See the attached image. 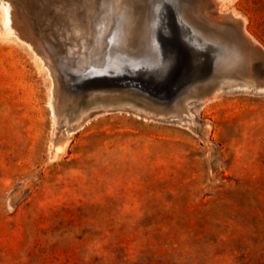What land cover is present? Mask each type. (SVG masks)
I'll list each match as a JSON object with an SVG mask.
<instances>
[{
	"label": "rangeland",
	"instance_id": "374dc122",
	"mask_svg": "<svg viewBox=\"0 0 264 264\" xmlns=\"http://www.w3.org/2000/svg\"><path fill=\"white\" fill-rule=\"evenodd\" d=\"M17 1L21 25L34 17L47 25L49 15H25L32 4L58 11L55 0ZM215 1L264 49V0ZM170 7L175 30L165 22L164 63L144 72V87L128 79L83 87L72 70L63 77L3 27L0 8V264H264V90L234 84L201 103L225 76L220 68L205 79L230 38L201 39L204 29L194 20L192 32ZM50 40L61 48L48 52L62 54L59 37ZM262 59L254 64L264 81ZM123 97L153 113L93 107L72 115Z\"/></svg>",
	"mask_w": 264,
	"mask_h": 264
},
{
	"label": "bare ground",
	"instance_id": "6f19581e",
	"mask_svg": "<svg viewBox=\"0 0 264 264\" xmlns=\"http://www.w3.org/2000/svg\"><path fill=\"white\" fill-rule=\"evenodd\" d=\"M59 1L61 3H58ZM55 2L54 7H57L58 11L50 10L52 8L49 6L37 8L33 4L30 5L31 7L28 6L30 7V13L25 14L22 11L25 15L36 14L37 18H44L45 15H49L47 25L43 27L35 17L33 20H29L28 24L21 25V22L19 23V19H17L20 13L19 6H21L17 5L18 1L12 4L9 0H0L3 27L28 42L30 47L32 46L38 53L43 54L41 56H48L54 65L61 66L63 77L64 74L71 72L70 70L78 72L77 76L71 75L70 78L83 87L88 85L92 87L96 85L124 86L129 84L126 81L127 79L131 84L133 81L138 80L141 82V86L144 87L145 78L142 76L144 72L148 73L153 69L154 72H158V69L155 68L163 66V49L159 37L165 29V22L175 30V17L170 7L174 4L177 9L176 16L181 23L189 25L192 32H197L192 27V21L195 20L197 25L204 29L205 32H202L201 39L214 38L224 43L223 38L226 37L224 41L228 43L227 38H230V49L227 46L224 47L222 51L224 53L223 58L215 60V67L211 70V75L205 79H212L216 74L222 73L220 68L224 69L225 76L220 78V83L216 87L208 86V92L202 98L199 97L201 103L211 101L212 98L222 93L224 88L234 84L244 88L253 87L256 90H264V81H261L262 79H259L258 75L263 71L257 74L256 65L258 64H254V59L257 57L264 60V49L258 46L247 32L248 30L246 31L244 28V24L242 25V22L237 21L238 16L237 18L234 17L236 20L231 16L234 19L232 21L226 16L228 13L225 12V15L220 13L218 11L220 5L215 0H209L210 3H207L206 0H91L87 9L76 8L75 5L78 0H55ZM101 5L107 6V8H103L104 6ZM215 6H218L217 9ZM24 8L21 7V9ZM67 8L72 10L69 15ZM64 13L68 15V18L63 19L58 25L54 23L55 20H60L61 16L65 15ZM196 16L214 24H220L218 21L220 19L225 22L228 21L230 24L227 26H224L225 24L223 26L218 25L219 28L208 26ZM21 19L23 18L21 17ZM62 23H65V25L62 26ZM55 34L63 45L62 54L57 57L53 55V53L55 54L53 47L59 49L61 45L50 40L52 35ZM191 39L193 42L192 49H194L198 44L196 41L197 36L192 35ZM237 48H240V51ZM48 51H53V53ZM48 69H51L50 66ZM93 74H106L109 77L89 79V75ZM196 77L192 78L195 79ZM66 80L64 78L63 81L66 82ZM150 80L152 83L156 82L152 75ZM60 81L63 83L62 80ZM194 81V83L201 82L197 79ZM157 94L161 96L160 93ZM173 94L174 90L171 89L164 96L169 98ZM148 98L152 101L150 97ZM154 101L156 100L154 99ZM177 104L179 105L178 102ZM53 107V118L56 119ZM93 107H104L105 109L109 107L130 108L147 115L153 113L142 103L134 101L130 97H123L92 102L88 107L79 105L74 109L72 115L77 114L81 118L84 113ZM181 108L183 109V107ZM181 108H179V111Z\"/></svg>",
	"mask_w": 264,
	"mask_h": 264
}]
</instances>
